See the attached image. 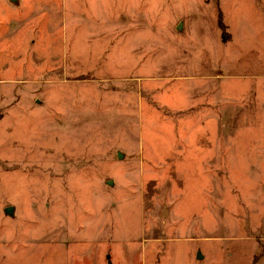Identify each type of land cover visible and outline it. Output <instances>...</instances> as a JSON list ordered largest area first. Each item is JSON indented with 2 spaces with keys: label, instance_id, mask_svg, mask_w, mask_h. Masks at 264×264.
Returning a JSON list of instances; mask_svg holds the SVG:
<instances>
[{
  "label": "rangeland",
  "instance_id": "rangeland-1",
  "mask_svg": "<svg viewBox=\"0 0 264 264\" xmlns=\"http://www.w3.org/2000/svg\"><path fill=\"white\" fill-rule=\"evenodd\" d=\"M0 264H264V0H0Z\"/></svg>",
  "mask_w": 264,
  "mask_h": 264
},
{
  "label": "water",
  "instance_id": "water-1",
  "mask_svg": "<svg viewBox=\"0 0 264 264\" xmlns=\"http://www.w3.org/2000/svg\"><path fill=\"white\" fill-rule=\"evenodd\" d=\"M8 209H10V208H8ZM8 209H7V210H8Z\"/></svg>",
  "mask_w": 264,
  "mask_h": 264
}]
</instances>
